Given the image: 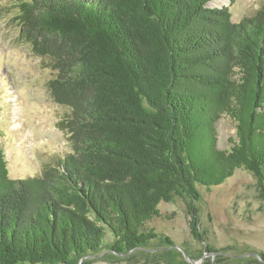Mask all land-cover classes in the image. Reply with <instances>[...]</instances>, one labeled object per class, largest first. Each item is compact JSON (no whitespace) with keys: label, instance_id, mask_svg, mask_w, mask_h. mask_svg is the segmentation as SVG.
<instances>
[{"label":"trees","instance_id":"1","mask_svg":"<svg viewBox=\"0 0 264 264\" xmlns=\"http://www.w3.org/2000/svg\"><path fill=\"white\" fill-rule=\"evenodd\" d=\"M211 1L20 5L21 38L70 109L58 127L72 153L11 180L0 148V264L137 249L157 236L145 225L160 203L196 201L197 185L220 186L240 168L264 193V7L233 23ZM224 114L237 123L230 151L218 149Z\"/></svg>","mask_w":264,"mask_h":264},{"label":"rangeland","instance_id":"2","mask_svg":"<svg viewBox=\"0 0 264 264\" xmlns=\"http://www.w3.org/2000/svg\"><path fill=\"white\" fill-rule=\"evenodd\" d=\"M30 1L0 0V148L11 180L40 176L72 153L67 133L58 127L70 109L57 104L48 87L54 71L21 38L20 5ZM209 6L229 7L233 23H239L256 15L264 0H212ZM217 134L218 149L230 151V140H238L237 123L222 115ZM197 190L196 201L174 195L160 203L159 216L145 225L157 236L139 248L116 254L105 246L70 257L67 264H264L259 179L240 168L224 184Z\"/></svg>","mask_w":264,"mask_h":264}]
</instances>
